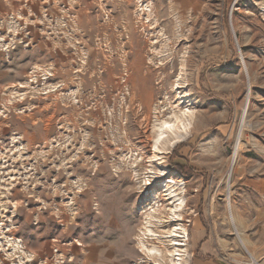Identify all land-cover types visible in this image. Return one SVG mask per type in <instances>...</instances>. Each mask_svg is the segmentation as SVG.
Returning <instances> with one entry per match:
<instances>
[{
	"label": "rangeland",
	"instance_id": "obj_1",
	"mask_svg": "<svg viewBox=\"0 0 264 264\" xmlns=\"http://www.w3.org/2000/svg\"><path fill=\"white\" fill-rule=\"evenodd\" d=\"M258 173L264 0H0V264H264Z\"/></svg>",
	"mask_w": 264,
	"mask_h": 264
},
{
	"label": "crops",
	"instance_id": "obj_2",
	"mask_svg": "<svg viewBox=\"0 0 264 264\" xmlns=\"http://www.w3.org/2000/svg\"><path fill=\"white\" fill-rule=\"evenodd\" d=\"M250 182V186L252 188V192L254 195H262L264 192V173H258L257 176L248 179ZM251 204L254 209V214H252V218H255L257 225H263L264 224V202L260 201L258 203L252 202ZM250 206V205H248ZM113 226V225H112ZM111 244L114 242L113 238L111 237ZM108 246V243H107ZM43 252V247L41 248V244L39 242H36L35 245L31 249V255L32 256H40ZM82 252H74L72 257L77 258V255H79L80 258L83 257V264H101L102 262H105L104 264H127L122 262L119 257L120 253L118 250H115L113 245L111 248H105L103 250L99 249L97 252L94 250H87L84 251V255L81 256ZM103 258H106V261L103 260Z\"/></svg>",
	"mask_w": 264,
	"mask_h": 264
},
{
	"label": "bare ground",
	"instance_id": "obj_3",
	"mask_svg": "<svg viewBox=\"0 0 264 264\" xmlns=\"http://www.w3.org/2000/svg\"><path fill=\"white\" fill-rule=\"evenodd\" d=\"M173 117H174V120H172L170 123H167V124H164V125L161 126L160 133L158 132L159 134H158V139L156 140V145H158L163 140V138L165 137V135L167 134V132L166 133L164 132V130H166V129H168L172 133L174 132L175 129H177L178 132H180V133H184V132L186 133L187 132V130H188L190 124H191V121H190L189 117L187 116V113L184 112V113H181V114H174ZM177 136H181V135L178 134ZM239 137H241V135ZM155 157H157V156H155ZM235 157H236V155L233 156V159H235ZM148 182H149L148 180H145L144 184L145 185H148ZM176 184L178 185V183H176ZM166 191H168V189H166ZM171 193H173V192L170 191V194ZM184 203H185L184 199H180L178 197H176L175 200L172 201V205H174V208H172V207L170 208L171 209L170 210L171 211L170 222H177V221H179V219L181 218V215L178 214L177 211H180L182 209V206L181 205H184ZM157 211H160V214L162 212V210L160 208L159 209L154 208L149 213L150 214V217L153 215L154 212H157ZM231 216L233 217L232 212H231ZM145 221H146V224H149L151 222L150 219H148L147 217H146V220ZM177 228H178V226L176 227V229ZM181 231H183L181 233L183 239L186 240V238H187L186 229L185 228H182ZM172 234H174V233H171L170 234L173 237ZM172 245H176V244H172ZM153 253H155V252L154 251L153 252H149V254H153ZM171 256L172 257L170 259V264H178V262H176V260H175V257L176 256H179L178 253H177V251H173L172 254H171Z\"/></svg>",
	"mask_w": 264,
	"mask_h": 264
}]
</instances>
